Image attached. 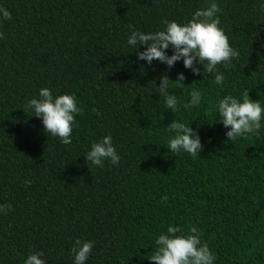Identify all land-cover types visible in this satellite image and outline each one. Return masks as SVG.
<instances>
[{
  "label": "trees",
  "instance_id": "1",
  "mask_svg": "<svg viewBox=\"0 0 264 264\" xmlns=\"http://www.w3.org/2000/svg\"><path fill=\"white\" fill-rule=\"evenodd\" d=\"M205 2L0 0L11 13L0 19V204H11L0 212V264H23L35 251L46 264H73L76 238L94 241L86 264H157L148 256L169 224L185 232L195 224L215 264H264V119L257 134L230 141L213 111L218 98L246 89L264 104L262 0H217L219 26L239 51L217 65L220 85L180 61L166 71L137 60L126 44L132 28L186 20ZM178 71L186 86L169 89L178 97L174 114L155 83ZM41 87L75 94L82 111L71 144L22 109ZM191 88L202 101L185 108ZM173 118L198 131L197 156L167 149ZM109 134L119 163L85 162L90 142Z\"/></svg>",
  "mask_w": 264,
  "mask_h": 264
},
{
  "label": "clouds",
  "instance_id": "2",
  "mask_svg": "<svg viewBox=\"0 0 264 264\" xmlns=\"http://www.w3.org/2000/svg\"><path fill=\"white\" fill-rule=\"evenodd\" d=\"M260 6L264 9V0ZM220 11L217 0H206L205 6L197 7L186 20H163L162 28L150 32L132 28L126 37V44L134 49L137 60L149 65L157 60L166 65V71L180 61L183 68L189 69L193 75H200L204 79L212 74L215 83L220 85L224 75L217 69V65L227 67L233 59L239 57V51L230 45L224 30L219 26ZM10 15L6 7H0V19H8ZM140 45L145 47L140 50ZM169 47L171 54L166 51ZM185 78L183 71H178L175 79L161 73L159 85L155 83L159 98L163 99L164 109L174 114L178 109V97L175 91L169 89L181 88L185 92ZM201 101L202 93L197 88H191L187 90L183 106L196 107ZM22 109L24 112L30 111L32 114L29 116L40 118L44 131L58 138L60 143L71 144L75 116L82 111L75 94H53L50 88L41 87L36 96L26 100ZM213 111L215 119L218 116L225 129L224 136L230 141L257 134L264 119V104L260 99H250L248 89L239 96L224 94L213 104ZM165 131L170 153H188L195 157L203 147L198 131L190 127L189 122L173 118L166 125ZM83 155L85 162L89 161L98 167H103L106 160L113 165L120 161L110 134L90 142L89 149ZM7 208H11L10 203L0 204V212ZM93 245V240L76 238L69 249L73 264H86ZM151 253L148 258L157 264H215L216 259L215 254L202 241L195 224L186 232L179 225L169 224L165 231L155 236ZM23 264H46L43 251L29 252Z\"/></svg>",
  "mask_w": 264,
  "mask_h": 264
}]
</instances>
